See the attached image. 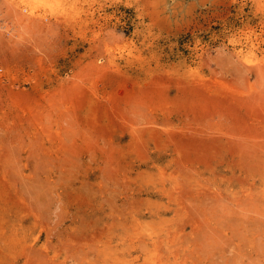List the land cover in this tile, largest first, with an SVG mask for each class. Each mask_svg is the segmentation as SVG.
I'll return each instance as SVG.
<instances>
[{"label":"rangeland","instance_id":"1","mask_svg":"<svg viewBox=\"0 0 264 264\" xmlns=\"http://www.w3.org/2000/svg\"><path fill=\"white\" fill-rule=\"evenodd\" d=\"M66 3L0 0V264H264V0Z\"/></svg>","mask_w":264,"mask_h":264},{"label":"bare ground","instance_id":"2","mask_svg":"<svg viewBox=\"0 0 264 264\" xmlns=\"http://www.w3.org/2000/svg\"><path fill=\"white\" fill-rule=\"evenodd\" d=\"M7 1H9L10 2V4L11 5H14V8H22L21 6L23 5V4H25V3H27V4H30L31 6L32 5H36V7H40V8H50V10L52 11V10H54V11H56V10H58V12H60V10H59V7L60 6H62V8L64 9V11H63V13H65V14H69V12H70V10H72L73 9V4H69L70 5V8H66L67 6H66V1H62V0H7ZM152 1V0H151ZM131 3V2H130ZM137 3V8L139 9V16L141 17H143V16H145V14H146V12L149 10H147V5H146V3L144 2H136ZM153 3V2H152ZM145 5V6H144ZM152 5V4H151ZM140 7H141V9H140ZM33 7H31V9H32ZM77 9V8H76ZM22 10V9H21ZM30 11V10H29ZM32 11H34V9L32 10ZM32 11H31V14L33 15V13H32ZM39 11V10H38ZM44 11V10H43ZM36 12H37V10H36ZM35 12V13H36ZM43 13V12H42ZM35 15V14H34ZM41 14L39 13V16H40ZM41 16H44V15H41ZM244 99V98H243ZM248 100V99H247ZM255 112V111H254ZM251 113H253V111L252 112H250V114ZM247 114H248V111H247ZM246 114V115H247ZM256 117L255 118H257V114H255V113H253ZM249 116V115H248ZM254 117V116H253ZM252 117V118H253ZM261 117V116H260ZM250 118H251V116H250ZM255 118H253V120L252 121H254V119ZM258 119V118H257ZM256 119V120H257ZM261 119V118H260ZM259 120V119H258ZM252 121H251V124H254V123H252ZM261 121V120H260ZM263 121H264V119H263ZM264 123V122H263ZM260 124V123H259ZM254 128H255V125H252ZM251 130V128H249V132H251L250 131ZM254 131V130H253ZM258 131V130H257ZM241 132V131H240ZM243 133V132H242ZM240 134V136H242V135H245L246 133L244 132L243 134ZM164 134H165V132H164ZM176 134H178L177 132H176ZM254 134V133H253ZM252 133H251V135H253ZM260 134H263V133H259V135ZM258 135V136H259ZM249 136V138H251V136L250 135H248ZM257 136V135H256ZM262 137L264 136V135H261ZM261 136L259 137V138H261ZM172 137V136H171ZM168 138H169V136H168ZM243 138H245V137H243ZM253 138V137H252ZM254 139V138H253ZM247 140V139H246ZM192 220V219H191ZM195 223V222H194ZM172 236H174V235H172ZM171 236V237H172ZM139 237V236H138ZM138 237H136V238H138ZM160 237V236H159ZM157 238L156 239V237H152L151 238V241L149 240V241H145V240H143V242H144V244L145 245H147L148 246V248H153V247H151V246H154L155 248H156V250H157V248L159 247V245H160V243H161V241H160V238ZM136 238H133V241H134V245L136 246L137 245V243L138 242H136ZM141 238H143L142 236H141ZM186 238V237H185ZM196 238V237H195ZM169 240V244H167V245H170V244H174V246H175V242H174V238L173 239H171V240H173V242L171 243V240H170V238L168 237H166V239L165 240ZM187 239V238H186ZM197 239V238H196ZM195 239V240H196ZM164 239H162V241H165ZM195 240H193L194 242H195ZM196 241H198V239L196 240ZM130 242V241H129ZM185 242H187V241H185ZM189 242V241H188ZM199 242V241H198ZM141 243H139V245H140ZM144 244H142V245H144ZM187 244V243H186ZM163 245V244H162ZM141 246V245H140ZM195 243H194V250H195ZM134 247V246H133ZM173 247V245H171V247L170 248H172ZM198 247V246H197ZM196 247V248H197ZM200 247V246H199ZM203 247V246H202ZM201 247V248H202ZM141 248V247H140ZM145 248V247H144ZM160 249V248H159ZM179 249V248H178ZM194 250L192 251L193 253H194ZM202 250V249H201ZM201 250H200V252H201ZM175 251V250H174ZM173 250L170 252V254L168 255V257L169 256H173L174 257V260H175V264H177L178 263V259L180 258V255L179 254H177V252H174ZM137 252H139V251H137ZM147 253L146 251H145V249H143L142 250V252L141 253ZM160 252H162V251H160ZM168 251H165V253H167ZM198 252V251H197ZM227 252V251H226ZM144 253V254H145ZM158 253V252H157ZM189 253H191V252H189ZM199 254H201V253H199ZM222 254H224V252L222 253ZM141 255V254H140ZM140 255H138V257L140 256ZM157 256H158V254H157ZM188 256H189V254H188ZM191 256V255H190ZM171 257H169V259L167 260V261H169V260H171ZM220 257H222V256H220ZM185 258V257H184ZM195 258V257H194ZM192 259H193V257H192ZM197 260V259H196ZM155 261V262H154ZM199 261V260H198ZM112 262V261H111ZM152 262H154L153 264H164V262H165V260L164 259H162V260H160V261H156L155 259H153V261ZM190 262V261H189ZM131 263H132V261H131ZM134 263V262H133ZM118 264H121V263H118ZM123 264V263H122ZM166 264H169V263H166ZM186 264V263H185Z\"/></svg>","mask_w":264,"mask_h":264}]
</instances>
